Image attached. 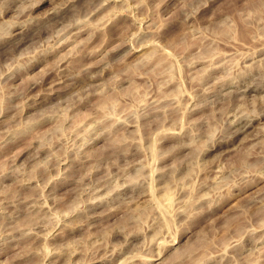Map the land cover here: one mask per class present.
<instances>
[{"label": "rangeland", "instance_id": "obj_1", "mask_svg": "<svg viewBox=\"0 0 264 264\" xmlns=\"http://www.w3.org/2000/svg\"><path fill=\"white\" fill-rule=\"evenodd\" d=\"M0 264H264V0H0Z\"/></svg>", "mask_w": 264, "mask_h": 264}, {"label": "bare ground", "instance_id": "obj_2", "mask_svg": "<svg viewBox=\"0 0 264 264\" xmlns=\"http://www.w3.org/2000/svg\"><path fill=\"white\" fill-rule=\"evenodd\" d=\"M14 26V25H13ZM17 31V30H16ZM18 34V33H17ZM21 38V37H20ZM246 124V123H245ZM248 125V124H247ZM244 127V126H243ZM244 130V129H243ZM241 133V132H240Z\"/></svg>", "mask_w": 264, "mask_h": 264}]
</instances>
